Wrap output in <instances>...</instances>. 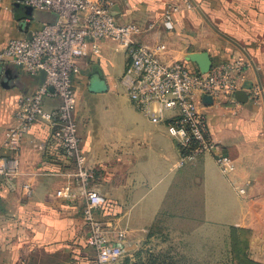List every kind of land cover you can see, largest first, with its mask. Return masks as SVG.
<instances>
[{
	"label": "crops",
	"instance_id": "obj_1",
	"mask_svg": "<svg viewBox=\"0 0 264 264\" xmlns=\"http://www.w3.org/2000/svg\"><path fill=\"white\" fill-rule=\"evenodd\" d=\"M193 2L219 32L244 49L264 89V0ZM187 4L188 0H117L113 14L118 24L139 26L142 32L135 42L164 64L180 61L197 70L187 58L206 52L212 65L240 66L237 91H243L247 100L199 107L211 137L236 169L224 176L209 154L177 168V143L166 129L172 114L152 123L131 103L121 83L128 61L124 46L100 40L93 52L88 43L73 85L77 135L92 175L90 185L105 200L95 218L104 224L110 241L122 246L124 258L133 261L153 251L147 244L172 190L195 185L202 194L201 221L192 232L197 256L211 258L216 253L223 255L221 263L241 257L264 264V108L255 75L245 56ZM172 8L177 11L168 29L164 16ZM9 13L16 29L11 34L0 31V50L8 40L29 36L44 24L25 16L13 0H2L0 25L8 22ZM21 19L28 23L25 33L19 31ZM5 70L14 78L6 80L9 88L0 82V155L19 101L44 81L42 72L31 75L10 64H0V80ZM95 81L103 83V89H93ZM58 104L53 96L43 99L46 110ZM17 159L16 176L0 180V264H92L94 252L82 217L84 198L72 164L57 149L46 124H36L23 137ZM66 187L73 195L57 197V191Z\"/></svg>",
	"mask_w": 264,
	"mask_h": 264
},
{
	"label": "built area",
	"instance_id": "obj_2",
	"mask_svg": "<svg viewBox=\"0 0 264 264\" xmlns=\"http://www.w3.org/2000/svg\"><path fill=\"white\" fill-rule=\"evenodd\" d=\"M116 1L13 0L15 6L54 13L57 20L42 24L29 36L8 40L0 50V64L13 65L31 75L44 74L42 85L33 94L21 98L14 124L4 133L0 180L16 176L17 153L23 137L36 124H46L57 149L72 164L75 183L84 198L82 217L88 229V244L94 252L92 264H121L124 249L110 241L104 224L95 218V211L105 200L90 185L92 175L85 166V155L77 135L73 75L78 72V61L87 54L88 43L93 52L100 40L109 39L124 46L128 61L121 83L131 103L152 123L163 122L167 113L172 114L166 129L177 143V168L209 154L224 176L236 169L233 159L211 137L206 116L199 107L203 95L210 96L213 103L234 102L241 79L240 66L236 62L216 63L202 74L180 61L162 63L147 47L135 42L134 38L142 32L139 26L116 22L113 14ZM187 8H191L190 4ZM176 11L177 8H172L165 12L166 28H172L171 16ZM49 88L53 90L51 94ZM48 96L59 101L52 110L43 106V99ZM25 189L29 195L28 186ZM72 195L67 187L56 193L60 198Z\"/></svg>",
	"mask_w": 264,
	"mask_h": 264
},
{
	"label": "rangeland",
	"instance_id": "obj_3",
	"mask_svg": "<svg viewBox=\"0 0 264 264\" xmlns=\"http://www.w3.org/2000/svg\"><path fill=\"white\" fill-rule=\"evenodd\" d=\"M8 22L0 25V31L9 33L15 31V21L9 13ZM93 89H103V83L94 82ZM202 194L198 186L183 185L175 187L154 224L152 239L148 241V251L143 256L131 261L130 257L123 258L127 264H230V258L221 263L223 255H198L192 232L201 221ZM231 264H246L243 259H236Z\"/></svg>",
	"mask_w": 264,
	"mask_h": 264
},
{
	"label": "water",
	"instance_id": "obj_4",
	"mask_svg": "<svg viewBox=\"0 0 264 264\" xmlns=\"http://www.w3.org/2000/svg\"><path fill=\"white\" fill-rule=\"evenodd\" d=\"M190 2V4L195 8V10L201 15V17L203 18V20L205 21V23L220 37H222L223 39H225L226 41L230 42L231 44H233L244 56L245 58L248 60L254 75H255V79H256V84L260 93V98L263 104V108H264V91H263V86L260 82L259 79V75L257 72V69L254 65V63L250 60L249 56L247 55V53L244 51V49L238 45L237 43H235L233 40H231L230 38H228L227 36H225L224 34H222L221 32H219L210 22L209 20L204 16V14L202 13V11L199 9V7L193 2V0H188ZM24 10V14L25 16H27L28 18H34L37 22L40 23H46V24H51L56 22L57 20V16L55 14H50V13H46V12H40V11H36V12H32V10L30 8L27 7H21ZM18 27H19V31L21 32H27L28 30V23L24 20L21 19L18 22ZM187 60L189 62H192L194 64H196L197 66V70L204 74L207 73L211 66H212V62L210 60L209 55L206 52H199V53H194V54H190L189 57L187 58ZM14 78V75H11V73L9 72V70H5L2 77H1V84L6 86L7 88L10 87V84H8V81H6L7 79L11 80ZM235 99L239 102H245L247 100V96L245 95V93L243 91H237L235 93ZM201 103L204 106H211L213 104V100L210 96L207 95H203L201 96Z\"/></svg>",
	"mask_w": 264,
	"mask_h": 264
},
{
	"label": "trees",
	"instance_id": "obj_5",
	"mask_svg": "<svg viewBox=\"0 0 264 264\" xmlns=\"http://www.w3.org/2000/svg\"><path fill=\"white\" fill-rule=\"evenodd\" d=\"M240 259H242V258H240ZM245 261V260H244ZM246 262V264H257V263H251V262H247V260L245 261ZM121 264H127V261L126 260H123L122 261V263ZM231 264V263H230Z\"/></svg>",
	"mask_w": 264,
	"mask_h": 264
}]
</instances>
